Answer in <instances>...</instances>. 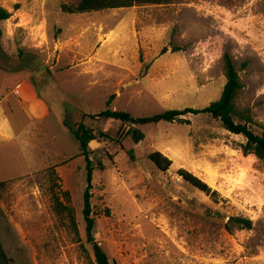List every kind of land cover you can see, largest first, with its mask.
I'll return each mask as SVG.
<instances>
[{
  "label": "rangeland",
  "instance_id": "374dc122",
  "mask_svg": "<svg viewBox=\"0 0 264 264\" xmlns=\"http://www.w3.org/2000/svg\"><path fill=\"white\" fill-rule=\"evenodd\" d=\"M77 1L0 0L12 13L0 23V114L14 125L10 139L0 135V241L11 263L95 264L82 214L85 162L69 130L83 120L110 137L90 148L104 165L93 173L94 236L111 264H264V162L243 154L242 136L188 114L138 126L145 137L135 143L122 122L87 116L112 94L109 108L135 117L203 108L220 97L227 53L243 84L238 108L264 123V0L62 12ZM25 77L40 99L31 111L46 108V118L28 120L7 103ZM155 151L172 160L166 173L149 160ZM181 168L218 202L187 185ZM54 195L73 208L79 236ZM233 215L254 228L227 232Z\"/></svg>",
  "mask_w": 264,
  "mask_h": 264
},
{
  "label": "trees",
  "instance_id": "16d2710c",
  "mask_svg": "<svg viewBox=\"0 0 264 264\" xmlns=\"http://www.w3.org/2000/svg\"><path fill=\"white\" fill-rule=\"evenodd\" d=\"M167 2H169V0H78L73 4L62 3L60 7L62 12L76 15L90 12H99L109 9L130 8L142 5H160ZM11 16L12 13L0 3V23L2 21L8 20ZM223 61L226 82L221 91L220 97L214 101H211L203 108L186 107L184 109H169L151 116L135 117L126 111L110 109L109 106L116 96L115 94H112L106 102V109L94 115L87 116L91 118L111 119L122 122L129 127L127 134L131 136L133 142L139 143L144 139L145 135L141 129L138 128V126L159 123L161 121L168 123L188 122L186 119L182 118V116H186L188 114L210 115L213 119L219 121L225 130L231 134L242 136L244 138V142L240 145L241 151L244 155L247 156L252 154L264 162V123L258 122L249 110H241L238 108L237 98L243 88L239 71L236 68L234 60L229 54H224ZM63 126L69 129L67 124L63 123ZM69 130L79 144L81 152L80 156L84 158L85 162L87 186L83 193L82 214L86 224L87 241L92 245L95 264H111L105 250L94 236L96 216L94 214V207L92 205L91 193V189L93 188V173L95 169L103 170L104 165L100 160L91 157L94 151L90 148V143L93 141L100 142L102 139H108L110 137L104 132H95L92 128L88 127L83 120L76 124L74 130ZM128 154L133 157V152L131 150L128 151ZM148 158L156 166V168L163 173H166L172 165V160L158 151L149 154ZM177 174L187 185L204 193L207 196H210L214 202H218V192L212 189L200 177L183 168L179 169ZM5 184L6 181H0V187H3ZM68 194V192H65V196L68 197ZM54 199L55 210L57 212L61 210L68 211L72 228L79 236L73 208L62 205L57 195H54ZM224 228L230 233L235 230H252L254 225L250 218L240 215H233L228 218ZM0 262L1 264H12L11 259L3 249L1 241Z\"/></svg>",
  "mask_w": 264,
  "mask_h": 264
},
{
  "label": "crops",
  "instance_id": "0c3cea01",
  "mask_svg": "<svg viewBox=\"0 0 264 264\" xmlns=\"http://www.w3.org/2000/svg\"><path fill=\"white\" fill-rule=\"evenodd\" d=\"M35 83H33L31 81L30 78H23L18 84H16L15 87L12 88V91L8 90V93H11V95L13 96L12 98H8L7 99V103H10L11 101H13L15 104H17L19 107H24V111H23V115L25 118H27L28 120L30 119V117H42V118H46L50 111H47V109H43L41 112H33L31 111V108L33 109L34 107V103L39 102L40 99H38L37 94L35 93ZM18 90V94H15L14 91ZM5 97H2L1 100H5ZM0 100V103H1ZM33 105V106H31ZM34 110V109H33ZM2 116L0 117V135L4 138V139H10L11 138V128L9 126V124L11 126L13 122L12 120H10V118H7L5 116V112L2 111L1 112ZM0 114V115H1ZM4 114V115H3ZM25 131V130H24Z\"/></svg>",
  "mask_w": 264,
  "mask_h": 264
},
{
  "label": "built area",
  "instance_id": "2783aa9c",
  "mask_svg": "<svg viewBox=\"0 0 264 264\" xmlns=\"http://www.w3.org/2000/svg\"><path fill=\"white\" fill-rule=\"evenodd\" d=\"M15 94H18V90L14 91Z\"/></svg>",
  "mask_w": 264,
  "mask_h": 264
}]
</instances>
